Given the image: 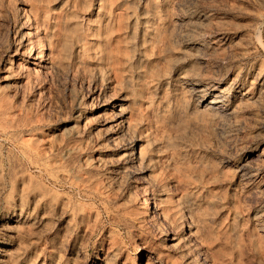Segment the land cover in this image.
<instances>
[{
    "label": "rangeland",
    "instance_id": "374dc122",
    "mask_svg": "<svg viewBox=\"0 0 264 264\" xmlns=\"http://www.w3.org/2000/svg\"><path fill=\"white\" fill-rule=\"evenodd\" d=\"M0 264H264V0H0Z\"/></svg>",
    "mask_w": 264,
    "mask_h": 264
},
{
    "label": "bare ground",
    "instance_id": "6f19581e",
    "mask_svg": "<svg viewBox=\"0 0 264 264\" xmlns=\"http://www.w3.org/2000/svg\"><path fill=\"white\" fill-rule=\"evenodd\" d=\"M43 56V55H42ZM194 85H196V84H198L197 82H194L193 83ZM194 87V86H193ZM215 101V100H214ZM120 105V104H119ZM118 104H115L114 106H119ZM124 106V105H123ZM114 111V110H113ZM115 112V111H114ZM140 148V147H139ZM149 196V195H148ZM144 203V205H146L147 207H149V208H152V212H155V207H153L152 206V202L151 201H149V199H147V200H145V202H143ZM149 210V209H148ZM158 213V212H157ZM189 229V228H188ZM193 232H191V234H192ZM3 248V247H2ZM9 250V249H8ZM7 249H2V251H8ZM7 253V252H6Z\"/></svg>",
    "mask_w": 264,
    "mask_h": 264
}]
</instances>
